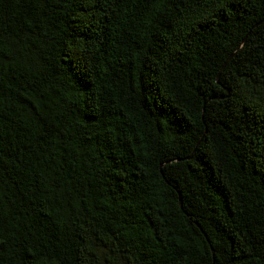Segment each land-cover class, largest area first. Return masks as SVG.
Wrapping results in <instances>:
<instances>
[{"label": "trees", "instance_id": "16d2710c", "mask_svg": "<svg viewBox=\"0 0 264 264\" xmlns=\"http://www.w3.org/2000/svg\"><path fill=\"white\" fill-rule=\"evenodd\" d=\"M0 264H264V0H0Z\"/></svg>", "mask_w": 264, "mask_h": 264}]
</instances>
